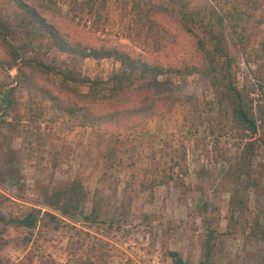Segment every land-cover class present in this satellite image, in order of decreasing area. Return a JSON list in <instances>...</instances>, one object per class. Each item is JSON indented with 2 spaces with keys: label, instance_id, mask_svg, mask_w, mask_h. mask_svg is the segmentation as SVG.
<instances>
[{
  "label": "rangeland",
  "instance_id": "obj_1",
  "mask_svg": "<svg viewBox=\"0 0 264 264\" xmlns=\"http://www.w3.org/2000/svg\"><path fill=\"white\" fill-rule=\"evenodd\" d=\"M24 1L86 47L116 48L165 66L199 63L192 36L175 17L147 12V0H138L146 11L142 16L132 8L135 0ZM186 1L203 7L211 0ZM212 2L218 9L229 7L228 0ZM245 4L252 13L246 31L241 37L234 38L229 31L226 36L238 86L251 88L264 54V26L257 22L264 15V0H245ZM47 61H65L90 78L106 79L119 68L112 59L76 61L56 51ZM187 83L194 100L146 121L136 134L110 135L72 127L67 118L31 119L27 95L16 83V70L0 68L4 104L11 107L12 100L18 104V114L9 108L6 123L1 122L0 214L6 219L22 218L35 208L43 216L46 188L63 187L79 177L85 189L81 210L87 216L72 222L81 232L54 231L43 226V219L34 230L0 222V264H59L84 258L91 245L101 248L99 240L107 243L102 246L105 256L93 258L92 264H172L168 251L178 252L187 264H200L207 226L219 233L212 264H260L264 243L253 236L251 224L255 220L264 224V90L250 94L258 118V145L247 207L242 217L230 219L229 193L221 179L242 142L223 130L225 121L212 108L213 93L207 82L192 75ZM177 161L179 166L172 165ZM168 177L167 184L157 185L156 181ZM79 240L83 249L75 244Z\"/></svg>",
  "mask_w": 264,
  "mask_h": 264
},
{
  "label": "trees",
  "instance_id": "obj_2",
  "mask_svg": "<svg viewBox=\"0 0 264 264\" xmlns=\"http://www.w3.org/2000/svg\"><path fill=\"white\" fill-rule=\"evenodd\" d=\"M147 3V12L175 17L182 30L192 36L198 64L182 62L165 66L159 62H147L116 48L86 47L49 24L24 0H0V68L16 70V83L27 95L31 119L49 115L57 122L67 118L72 127L104 130L110 135L123 132L136 134L146 121L177 104L191 102L194 96L189 91L187 79L192 75L199 76L213 93L212 108L224 119L223 130L242 142L238 155L221 179L229 193V217L240 218L247 207L248 190L253 183L252 162L258 145V118L255 100L250 94L264 90V54L254 73L255 86L240 88L233 71V57L227 47L226 34L229 31L234 38L243 36L252 19L251 8L245 0H228L227 9H218L212 0L203 7L192 6L186 0H166L165 3L147 0ZM142 5L138 0L132 5L139 16L146 12ZM257 22L264 26V15ZM261 50L264 51V38ZM53 51L76 61L112 59L119 64V68L106 79L90 78L77 73L65 61L59 64L48 62V55ZM2 98L0 92V132L3 128L1 122L6 123L8 109L12 108L18 114V104L12 100L10 107L4 104L7 101ZM10 126L20 131L18 124ZM181 156L185 159V149ZM172 165L179 166V162ZM170 168L173 170L172 166ZM168 178L156 181L157 185L167 184L171 180V177ZM2 196L0 193V198ZM84 199L83 182L75 177L63 187L46 188L42 205L47 211L43 216L41 210L34 208L22 218L6 219L0 214V222L34 230L43 219V226L54 231L67 229L81 232L72 222L78 216L87 219L81 210ZM251 230L253 236L264 243V224L255 220ZM218 236L214 228L205 227L200 264H212L214 241ZM79 241L75 244L78 249H83L84 242ZM98 243L101 248L91 245L84 258H70L59 264H92L93 258L105 256L102 246L107 243L102 240ZM67 245L70 249V239ZM167 255L172 264H187L176 251H168ZM260 264H264V255Z\"/></svg>",
  "mask_w": 264,
  "mask_h": 264
}]
</instances>
